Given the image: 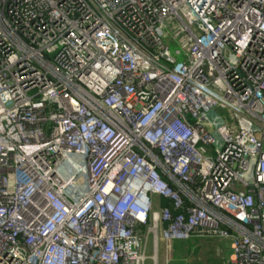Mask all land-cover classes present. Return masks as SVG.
Listing matches in <instances>:
<instances>
[{
	"label": "built area",
	"instance_id": "built-area-1",
	"mask_svg": "<svg viewBox=\"0 0 264 264\" xmlns=\"http://www.w3.org/2000/svg\"><path fill=\"white\" fill-rule=\"evenodd\" d=\"M194 239L264 264V0H0V264Z\"/></svg>",
	"mask_w": 264,
	"mask_h": 264
},
{
	"label": "rangeland",
	"instance_id": "rangeland-1",
	"mask_svg": "<svg viewBox=\"0 0 264 264\" xmlns=\"http://www.w3.org/2000/svg\"><path fill=\"white\" fill-rule=\"evenodd\" d=\"M166 43L172 57L177 62H183L180 45L175 40H166ZM156 200L157 198L154 197V201ZM173 245L172 251L163 252V264H168V261L170 264H227L230 262L232 254L230 242L215 239H194L187 245L183 241L175 242ZM195 247H197L196 252H194ZM147 264H152V262L149 260Z\"/></svg>",
	"mask_w": 264,
	"mask_h": 264
},
{
	"label": "trees",
	"instance_id": "trees-1",
	"mask_svg": "<svg viewBox=\"0 0 264 264\" xmlns=\"http://www.w3.org/2000/svg\"><path fill=\"white\" fill-rule=\"evenodd\" d=\"M167 204H168V202L165 201V205H167ZM203 240H204V239H203ZM205 240H206V239H205ZM208 240H209V239H208ZM187 243H189V242H186V245H187ZM193 246H194V245H193ZM193 246H192V247H193ZM194 250H195L194 252H196V251H197V247H195ZM227 264H229V263H227Z\"/></svg>",
	"mask_w": 264,
	"mask_h": 264
},
{
	"label": "crops",
	"instance_id": "crops-1",
	"mask_svg": "<svg viewBox=\"0 0 264 264\" xmlns=\"http://www.w3.org/2000/svg\"><path fill=\"white\" fill-rule=\"evenodd\" d=\"M180 249V248H179ZM229 264H231L230 262H229Z\"/></svg>",
	"mask_w": 264,
	"mask_h": 264
}]
</instances>
